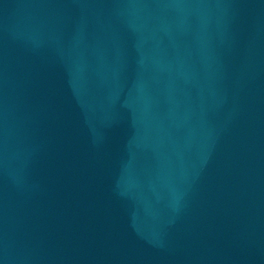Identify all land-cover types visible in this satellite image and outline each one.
<instances>
[{
  "label": "water",
  "instance_id": "water-1",
  "mask_svg": "<svg viewBox=\"0 0 264 264\" xmlns=\"http://www.w3.org/2000/svg\"><path fill=\"white\" fill-rule=\"evenodd\" d=\"M203 264H264V0H92Z\"/></svg>",
  "mask_w": 264,
  "mask_h": 264
}]
</instances>
